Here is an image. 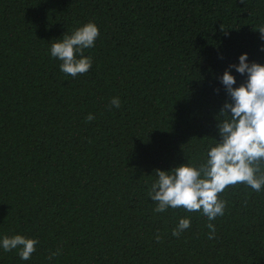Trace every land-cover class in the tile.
Listing matches in <instances>:
<instances>
[{
  "label": "trees",
  "instance_id": "trees-1",
  "mask_svg": "<svg viewBox=\"0 0 264 264\" xmlns=\"http://www.w3.org/2000/svg\"><path fill=\"white\" fill-rule=\"evenodd\" d=\"M89 22L93 65L72 77L50 46ZM261 27L264 0H0V239L38 241L0 264H264V190L221 193L214 239L202 211L148 196L157 169L206 163L221 78L244 53L264 65Z\"/></svg>",
  "mask_w": 264,
  "mask_h": 264
},
{
  "label": "clouds",
  "instance_id": "clouds-1",
  "mask_svg": "<svg viewBox=\"0 0 264 264\" xmlns=\"http://www.w3.org/2000/svg\"><path fill=\"white\" fill-rule=\"evenodd\" d=\"M259 32L264 39V27ZM99 35L98 26L89 22L71 34L66 33L61 39L53 40L51 56L62 61L61 71L72 77L88 73L93 60L91 56L84 55V50L93 48ZM231 68L241 75L247 74L246 83L234 87L237 81L231 74ZM221 79L230 97V102L224 104L219 114L224 117L218 123L222 139L209 146L208 159L199 167L189 162L171 171L157 169V179L148 191V196L156 202V213L166 212L169 207L183 208L187 212L202 211L209 220V239H214L216 232L211 221L224 215L226 201L220 198L221 193L237 184H245L256 192L264 190V172H261L264 164V65L250 64L248 54L244 53L239 57V64L231 65ZM110 106L119 108L120 99L113 97ZM94 119L91 113L86 118L87 122ZM190 224V218H181L172 235L179 237ZM159 239L157 236V241ZM37 243V240L19 234L0 239V247L4 251L19 249L22 260L31 258ZM60 254L59 251L52 253L49 260Z\"/></svg>",
  "mask_w": 264,
  "mask_h": 264
}]
</instances>
